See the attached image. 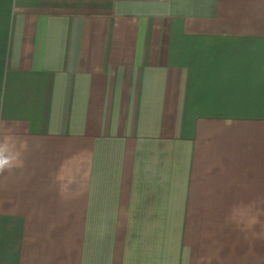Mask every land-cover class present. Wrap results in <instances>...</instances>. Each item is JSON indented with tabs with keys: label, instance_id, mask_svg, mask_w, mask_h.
Listing matches in <instances>:
<instances>
[{
	"label": "crops",
	"instance_id": "obj_1",
	"mask_svg": "<svg viewBox=\"0 0 264 264\" xmlns=\"http://www.w3.org/2000/svg\"><path fill=\"white\" fill-rule=\"evenodd\" d=\"M0 126V264H264V0H0Z\"/></svg>",
	"mask_w": 264,
	"mask_h": 264
},
{
	"label": "clouds",
	"instance_id": "obj_2",
	"mask_svg": "<svg viewBox=\"0 0 264 264\" xmlns=\"http://www.w3.org/2000/svg\"><path fill=\"white\" fill-rule=\"evenodd\" d=\"M26 150V141L17 137L13 129L0 126V176L23 168ZM55 179L60 180L61 177L56 176ZM66 191L67 188L61 186V194L63 195ZM253 222H256V218H253Z\"/></svg>",
	"mask_w": 264,
	"mask_h": 264
}]
</instances>
